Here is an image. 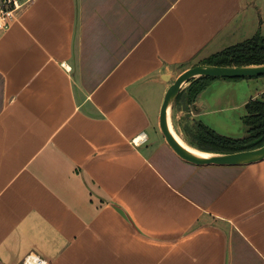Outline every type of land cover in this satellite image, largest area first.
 I'll return each mask as SVG.
<instances>
[{"label":"crops","instance_id":"crops-1","mask_svg":"<svg viewBox=\"0 0 264 264\" xmlns=\"http://www.w3.org/2000/svg\"><path fill=\"white\" fill-rule=\"evenodd\" d=\"M18 4L0 29V264L31 251L49 264H264V158L199 164L160 125L183 70L264 32V0ZM249 77L261 96L264 74ZM201 93L186 121L216 111Z\"/></svg>","mask_w":264,"mask_h":264},{"label":"trees","instance_id":"trees-1","mask_svg":"<svg viewBox=\"0 0 264 264\" xmlns=\"http://www.w3.org/2000/svg\"><path fill=\"white\" fill-rule=\"evenodd\" d=\"M204 62L224 65L264 63V32L258 31L209 56ZM215 76H198L187 88L189 101L194 102ZM237 78V77H233ZM182 92L178 94V96ZM243 116L247 133L244 136H229L197 120L188 127L187 135L197 147L214 152H232L255 148L264 144V93L246 102ZM191 130V132L189 131Z\"/></svg>","mask_w":264,"mask_h":264},{"label":"rangeland","instance_id":"rangeland-1","mask_svg":"<svg viewBox=\"0 0 264 264\" xmlns=\"http://www.w3.org/2000/svg\"><path fill=\"white\" fill-rule=\"evenodd\" d=\"M191 81L184 83L181 94L177 96L170 109V116L175 128L182 136L190 140L187 135L188 127L194 122L186 121V111L190 109L193 102L189 101L187 92ZM255 85L251 83V77H216L213 78L207 87L202 91V96L209 99L216 111H208L199 120L211 125L220 133L229 136H244L247 133V126L243 116L246 113V101L251 98V91ZM180 114V115H179ZM191 132V130L189 129ZM185 138V139H186Z\"/></svg>","mask_w":264,"mask_h":264},{"label":"water","instance_id":"water-1","mask_svg":"<svg viewBox=\"0 0 264 264\" xmlns=\"http://www.w3.org/2000/svg\"><path fill=\"white\" fill-rule=\"evenodd\" d=\"M264 74V63L224 65L216 63H197L183 70L168 86L160 112V125L168 142L183 157L199 163L241 164L264 158V144L255 148L232 152H214L201 155L185 146L173 133L169 123V112L184 83L198 76L243 77Z\"/></svg>","mask_w":264,"mask_h":264},{"label":"built area","instance_id":"built-area-1","mask_svg":"<svg viewBox=\"0 0 264 264\" xmlns=\"http://www.w3.org/2000/svg\"><path fill=\"white\" fill-rule=\"evenodd\" d=\"M18 5V0H3L0 3V29H6L10 26L16 15ZM17 264H49V260L41 253L31 251Z\"/></svg>","mask_w":264,"mask_h":264},{"label":"bare ground","instance_id":"bare-ground-1","mask_svg":"<svg viewBox=\"0 0 264 264\" xmlns=\"http://www.w3.org/2000/svg\"><path fill=\"white\" fill-rule=\"evenodd\" d=\"M169 123H170V126H171V129L173 131V133L175 134V136L185 145L187 146L190 150L198 153V154H201V155H210V154H214V151H209V152H206L202 149H200L199 147H197L196 145L188 142L183 136L182 134L175 128V126H173L172 122H171V119H170V112H169Z\"/></svg>","mask_w":264,"mask_h":264}]
</instances>
